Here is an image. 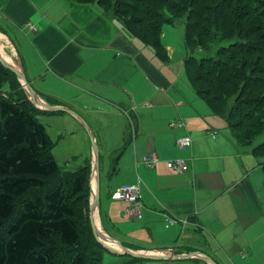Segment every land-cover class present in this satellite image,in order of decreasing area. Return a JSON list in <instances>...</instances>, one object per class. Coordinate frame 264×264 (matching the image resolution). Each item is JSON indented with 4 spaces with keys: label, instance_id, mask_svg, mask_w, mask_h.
Returning <instances> with one entry per match:
<instances>
[{
    "label": "crops",
    "instance_id": "crops-1",
    "mask_svg": "<svg viewBox=\"0 0 264 264\" xmlns=\"http://www.w3.org/2000/svg\"><path fill=\"white\" fill-rule=\"evenodd\" d=\"M0 28L11 39L35 91L46 101L45 95L52 94L59 104L48 103L75 112L41 113L57 114L65 136L83 130L86 139L82 117L97 141L99 183L92 139L82 159L91 166L89 217L100 185L97 229L122 248L197 255L135 261L130 256L133 263L211 264L205 255L216 264H264V187L248 168L252 154L237 144L226 121L198 95L185 60L172 82L168 67L158 69L150 62L151 49L159 58L155 49L92 1L0 0ZM169 58L164 62H173ZM184 76L190 85L183 83V89L179 84ZM127 111L136 119L134 137ZM171 121L184 125L171 126ZM185 134L192 137V145L181 149L176 140ZM152 150L159 155L155 165L137 164ZM174 159L187 160L189 172H174L169 166ZM139 179L143 217L134 219L116 191Z\"/></svg>",
    "mask_w": 264,
    "mask_h": 264
},
{
    "label": "trees",
    "instance_id": "trees-1",
    "mask_svg": "<svg viewBox=\"0 0 264 264\" xmlns=\"http://www.w3.org/2000/svg\"><path fill=\"white\" fill-rule=\"evenodd\" d=\"M78 1L99 4L164 60L169 55L162 42L163 26L174 24L188 2L145 0L148 8L143 9L146 12L138 20L133 14L122 13L136 9L138 0ZM108 2L114 3L117 11L111 10ZM195 2L188 4V8L193 7L185 25L187 77L211 110L226 121L237 144L250 145L264 132V89L258 92L264 86V70H252L249 65L251 55H256L253 60L259 57L264 60V46L260 43L264 38V0ZM213 19L216 30L212 27ZM234 27L238 41L217 48L214 54L197 55L200 50L210 51L207 45L212 48L215 41L221 43L233 35ZM258 36L262 39H257ZM253 38L258 42L251 43ZM4 69L0 72L4 77L15 74L10 68ZM7 81L12 91L0 93V264H100L102 251L107 249L94 235L89 217L90 163L75 170L59 167L52 153L54 141L37 117L47 111L17 101L14 97L20 83L17 78H1L0 89ZM255 91V95L250 94ZM248 97L256 104L249 112L243 111L245 104L250 103ZM231 98L234 103L227 111ZM47 99L59 104L50 95ZM132 118L136 120L133 115ZM249 122L256 127L250 128ZM253 152L264 153V141ZM259 163L264 169V161ZM59 171L65 176L52 189L44 195L33 193L34 189L46 187V178ZM28 194L31 196L19 204L18 199ZM78 207L88 214L90 236L85 243L88 247L83 243ZM140 259L133 257V261Z\"/></svg>",
    "mask_w": 264,
    "mask_h": 264
},
{
    "label": "rangeland",
    "instance_id": "rangeland-1",
    "mask_svg": "<svg viewBox=\"0 0 264 264\" xmlns=\"http://www.w3.org/2000/svg\"><path fill=\"white\" fill-rule=\"evenodd\" d=\"M183 1H185V0H183ZM187 1L188 2H186L184 5L185 10L182 13V15L180 16V18H177V21L174 22V24H165L163 26L162 42L166 46H169V48L171 50V57L173 58L172 59L173 62L166 63V62H164V59L159 57L161 59L160 60L157 56H155L154 50L153 49L150 50V53H151L150 54V62L152 64H154L158 69L163 70L164 66L168 67L171 70L172 76L169 79L172 82H174V81H176V79H178V76L181 72V66H180L179 62L181 60H185V53H186L185 25H186V21L188 19L187 18L188 13H190V10L192 11V7H193V6H191V9H190V6H189V8H188V4H190L192 1L193 2L196 1L195 3H197V2L203 3L204 2V0H187ZM85 2H90V1H85ZM136 2H137L135 4L136 9H134L130 12H122V13L133 14L134 16H136V18L138 20H140L144 16V13L146 12V11H144V13H143V9L148 8V6H147V2L145 0H138ZM175 2H182V0H175ZM138 5L141 6V10L138 9ZM178 5H179V3H178ZM108 6H109V8L111 7V10H113V11L114 10L117 11V9H118V8H115V4L111 3V2H108ZM197 7H199V6H197ZM137 9L139 11H137ZM165 12L167 15H170V13L168 11H165ZM128 19H130V18H128ZM214 24H215V20L212 24V27H213V29L216 30V25H214ZM137 28L142 31L141 26L138 25ZM235 32H236V29L234 27L233 33H232L233 35L229 36L227 39H223L224 41L221 43L220 42L215 43L216 42L215 41L212 45V48H211V45H207V48L210 51L206 50L208 52L205 53L204 51L200 50L197 55L203 56V55H207V54L208 55L214 54L217 51V48H219L221 46H227L230 42H232V40L238 41L239 35L236 36ZM2 33L6 35L5 31H3V29L0 28V46H1V48L4 50L7 58L10 61H12L13 63H15L17 68H19L21 71L24 72V70L22 68L21 61L19 59V56L17 54V51H16L13 43L11 42V39L8 38V40H7L6 36L3 35ZM220 34L223 35L222 33H220ZM221 35H219L220 38H221ZM262 35H264V33ZM257 39H262V37L258 36ZM250 42L256 43L258 41L253 38ZM260 43L262 44V46H264V38L262 39V41ZM240 50L244 51L246 49H240ZM255 56L256 55L249 56V59H250L249 65L253 66L252 70L263 71L264 70V60H261L260 57L253 60V58H255ZM171 57L169 58L170 60H171ZM245 58H248V57L245 56ZM177 59L179 61H176ZM251 60H253V61H251ZM179 66H180V70H179ZM177 67H178V69H177ZM4 68H9V67L0 59V72L6 71ZM172 69H176V71H173ZM1 78H2V80L6 79V78H11L14 80L16 78L18 79V76L14 74V75H9L8 77H4L2 74H0V79ZM182 80H183L182 84H179L181 86V88H183V89L185 88L183 83H186V85H190L188 80H186L185 76L182 78ZM19 84H18L19 87L15 88L16 91L14 93V97L17 98L18 102L23 101L25 103V105H27L26 102H28L31 106L36 108L34 103L29 99V96L25 90L26 87H24V85L21 82ZM188 87H190V86H188ZM1 89L2 90H8V91L11 90V87H10V84H8V81L2 83ZM1 89H0V93H4L3 91H1ZM189 89H191L193 91L192 88H189ZM263 89H264V86L261 89H259L258 92H261ZM234 92L237 93V91L235 89H234ZM256 92L257 91H255L254 93H250V94L255 95ZM45 96L47 97V95H45ZM51 96H53V95L51 94ZM39 97H41V99H42V100L40 99L41 101H43V100L46 101V99H44V97H42L40 95H39ZM27 98H28V100H27ZM253 100H254L253 98L249 99V97H248L247 101H250V103L245 104L243 111L249 112V110H251L252 106L256 105L253 102ZM229 102H230V104L227 105V111H229L230 107L233 105L234 98H231L229 100ZM37 117L46 126L48 133L50 134L51 138L54 141L52 153L54 154V157H55L59 167L64 168L66 170H75V169L79 168L81 165H83L82 164L83 153H85L86 150H88L89 146L91 145V138H90L89 133L86 131V129L83 128L87 133V134H85L86 139L83 136V133H84L83 130H81L80 133L72 134V136L71 135L65 136L64 128L62 127V124L59 121L57 114L53 113V114L49 115L47 113H39V114H37ZM248 124H249L250 128L256 127V125L254 123L249 122ZM62 135H63V137H62ZM262 141H264V132L261 135H259L250 145H242L241 148L247 149L252 154L250 156V160H248V162H247L248 165L250 164L249 162H251L252 167H248V168H249V170H251V172L253 171L254 173H256L253 175V180H259V179L262 180V187H264V169L262 166H259L260 168L254 167L257 164L259 165L260 164L259 162L264 161V153H258V155H255L253 152L254 147H256ZM76 149L82 153H80V154L75 153L74 151ZM64 174L65 173L59 171L56 175H54L50 178H46V181H47L46 187L34 189L33 193L44 195L46 193V191L52 189L58 183V181H60L65 176ZM262 187H260V189ZM258 190H259V188L257 189V191ZM261 190L263 191L264 189H261ZM30 196H31V194H28L27 196H24L23 198L18 199L19 204L25 198H28ZM79 206H81V205H79ZM78 210L80 213L79 220H80V223L82 224L81 229L83 231V243H84V246L88 247V245L85 244L86 241H88L87 237L90 236V224L88 223V216H86L88 214H86V215L83 214V211H80L79 207H78ZM131 262L132 261L130 260L129 255H117V254L110 252V251H102L100 264H136V263H133V262L131 263Z\"/></svg>",
    "mask_w": 264,
    "mask_h": 264
},
{
    "label": "water",
    "instance_id": "water-1",
    "mask_svg": "<svg viewBox=\"0 0 264 264\" xmlns=\"http://www.w3.org/2000/svg\"><path fill=\"white\" fill-rule=\"evenodd\" d=\"M0 59L18 76L19 81L24 85V87H26L25 90L29 96V99L34 103V105L37 108L44 110V111H47V112L68 111L70 113L75 114L74 111H72L71 109H69L68 107H65L63 105H52L50 103H47L44 100L42 101L43 104L39 103V101L37 100V97H39V94L35 91V89L31 85V83L28 81L25 73L23 71H21L19 68H17L15 63L14 64L7 63L1 58V56H0ZM80 119L83 122L84 127L90 133V136H91V139L93 142V148L95 151V158H96V168H97V174H98V183H99V174H100V166H99L100 160H99V149H98L99 147L97 145V141L93 137V133H91V131H90V127L87 124V122L82 117H80ZM119 156L120 155L116 156V161L119 159ZM99 191H100V185L98 184L97 185V191H96L95 195L93 193L94 196H93V199H92L91 205H90V219H91L93 231H94V234H95L97 240L107 249V251L113 252L117 255H130L132 257L146 258V259H152V260H159V259L182 260V259H194L197 257V255L195 253H185V254L179 255V254L175 253V251H170V250L163 251L159 255L149 254V253L144 254L143 252H146V251H136L133 249H127L125 247L122 248L120 245H118L119 247L118 246L115 247V246L110 245V244L104 242L103 240H101L98 236L97 231H96L98 227H97V223H96L95 218H94L95 206H96L97 199L99 197ZM202 256L204 259L209 261L211 264H216V262L209 259V257H207L205 255H202Z\"/></svg>",
    "mask_w": 264,
    "mask_h": 264
},
{
    "label": "built area",
    "instance_id": "built-area-1",
    "mask_svg": "<svg viewBox=\"0 0 264 264\" xmlns=\"http://www.w3.org/2000/svg\"><path fill=\"white\" fill-rule=\"evenodd\" d=\"M31 30H36L34 25H29ZM130 119L131 137L135 136L136 127L135 120L132 118L131 112L127 111ZM135 117V116H134ZM171 126H183L182 121H171ZM177 145L181 149L189 148L192 145V137L189 134L182 135L176 140ZM159 161V155L155 150L149 151L144 154L137 164L144 163L147 165H155ZM170 168L179 174L188 173L190 170L189 162L185 159H174L169 163ZM116 195L119 199L127 203L126 214L130 218L141 219L143 217V203L141 199V180L139 179L136 183L122 184L116 191ZM169 223H173L174 219L169 217ZM186 222V220H184ZM173 251V250H170Z\"/></svg>",
    "mask_w": 264,
    "mask_h": 264
},
{
    "label": "bare ground",
    "instance_id": "bare-ground-1",
    "mask_svg": "<svg viewBox=\"0 0 264 264\" xmlns=\"http://www.w3.org/2000/svg\"><path fill=\"white\" fill-rule=\"evenodd\" d=\"M0 56H1V58L5 61V62H7V63H10V64H14L12 61H10L8 58H7V56L5 55V52H4V50L1 48V46H0ZM41 98L40 97H37V100L39 101V103H42L43 104V102L40 100ZM95 216V215H94ZM98 227V226H97ZM98 230V229H97ZM96 230V231H97ZM99 231V230H98ZM97 231V233H98V236H99V238L101 239V240H103L104 242H106V243H108V244H110V245H113V246H118L119 245V242L118 241H114L111 237H109L106 233V235L105 234H103L101 231H99L98 232ZM105 232V231H104ZM100 234H102V235H100ZM119 247V246H118ZM144 254H146V253H149V254H156V255H159V253H157V252H150V251H146V252H143Z\"/></svg>",
    "mask_w": 264,
    "mask_h": 264
}]
</instances>
